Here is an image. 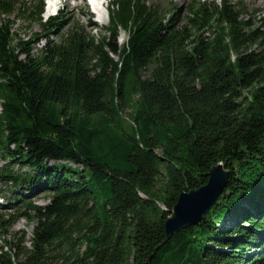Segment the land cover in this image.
<instances>
[{
  "label": "trees",
  "instance_id": "16d2710c",
  "mask_svg": "<svg viewBox=\"0 0 264 264\" xmlns=\"http://www.w3.org/2000/svg\"><path fill=\"white\" fill-rule=\"evenodd\" d=\"M45 8L0 0V183L18 205L0 215V264H264V10L192 0L181 19L113 0L95 36L92 15L87 33ZM18 14L40 33L19 38ZM219 164L217 204L161 246L180 195ZM13 214L28 247L6 240Z\"/></svg>",
  "mask_w": 264,
  "mask_h": 264
},
{
  "label": "rangeland",
  "instance_id": "374dc122",
  "mask_svg": "<svg viewBox=\"0 0 264 264\" xmlns=\"http://www.w3.org/2000/svg\"><path fill=\"white\" fill-rule=\"evenodd\" d=\"M48 2L49 0H45ZM58 1V8L53 16H61L65 19H68L70 21V24H77L81 26L85 32H89L91 30L90 23L88 21V15H92V23L96 24V29L93 30L92 34L95 36H99L102 30L107 26L108 24V15H105V10L109 6V3L111 1H106V5L104 8H100L104 13L99 14L97 11L89 6L88 2L86 0H57ZM113 1V0H112ZM149 3H156L159 4L164 9L169 8H175L176 11H180L182 19L184 14L186 13V7L192 0H148ZM211 1H217L220 2V0H211ZM249 5H253L255 9L258 10H264V0H246ZM93 12H96L97 15L93 14ZM89 13V14H87ZM105 16V18L103 16ZM107 17V18H106ZM47 18L45 15L43 16V21L47 20L44 19ZM9 19L13 21V29L17 36L19 38H25L32 36L35 33H40V27L39 24L34 22L32 23L29 18L18 14L17 16L13 15L10 16ZM105 20L106 22L103 24L102 21ZM55 37V35H53ZM125 33H121L119 37V44H121L125 40ZM57 38H54V41H56ZM44 45V41H41L36 47L37 49L41 48ZM51 164V163H50ZM3 166V163L1 162L0 157V168ZM16 169V168H15ZM25 168H23V171ZM9 190H12V187L10 186H4L0 183V215H6L8 213H12V211H9L7 208L8 206L14 208L15 206L18 207V205H13V203H10L9 205H5V201L9 200L11 197L8 192ZM18 195H20L23 199H26L28 202L33 203L37 206H44L48 203L49 195L46 193H36V189L28 190V188H21L18 190ZM3 198V200L1 199ZM14 219L11 224V226L6 230L8 234V238H6L7 241H10L13 237H19L22 236L23 245L28 247L29 241L32 237V231H33V225L29 224L26 220L17 218L15 214H13ZM2 241L0 238V246L2 245ZM22 246V247H24ZM59 253V252H58ZM58 253H54V263L53 264H61L59 259Z\"/></svg>",
  "mask_w": 264,
  "mask_h": 264
},
{
  "label": "water",
  "instance_id": "95a60500",
  "mask_svg": "<svg viewBox=\"0 0 264 264\" xmlns=\"http://www.w3.org/2000/svg\"><path fill=\"white\" fill-rule=\"evenodd\" d=\"M230 174V171L223 164H219L211 169L208 183L205 186L196 191L184 192L180 195L177 204L166 221V238L161 246L167 244L183 230L195 227L205 220L226 190Z\"/></svg>",
  "mask_w": 264,
  "mask_h": 264
},
{
  "label": "bare ground",
  "instance_id": "6f19581e",
  "mask_svg": "<svg viewBox=\"0 0 264 264\" xmlns=\"http://www.w3.org/2000/svg\"><path fill=\"white\" fill-rule=\"evenodd\" d=\"M96 2H94V3H96L97 4V6H98V8H96V7H94V9L97 11V13H99V14H102V13H104L100 8H104V5L102 4V6L100 7V5H101V3L103 2V0H95ZM107 1V0H106ZM105 1V2H106ZM94 6H95V4H94ZM57 8H58V4H57V2L56 1H53V0H49L48 2H46V8H45V13H44V15H45V17H47V18H49V17H51L55 12H56V10H57ZM87 14H89V13H87ZM105 15L107 16V14L105 13ZM89 16V15H88ZM103 16V15H102ZM104 18H105V16H103ZM90 19V18H89ZM91 20H89V22H90ZM106 21L105 20H103L102 21V23L104 24Z\"/></svg>",
  "mask_w": 264,
  "mask_h": 264
}]
</instances>
